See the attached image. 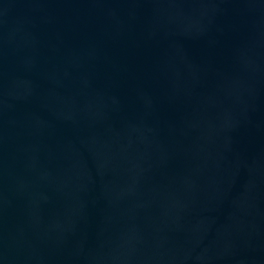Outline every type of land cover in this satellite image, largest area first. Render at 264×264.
<instances>
[{
    "label": "water",
    "instance_id": "1",
    "mask_svg": "<svg viewBox=\"0 0 264 264\" xmlns=\"http://www.w3.org/2000/svg\"><path fill=\"white\" fill-rule=\"evenodd\" d=\"M0 264H264V0H0Z\"/></svg>",
    "mask_w": 264,
    "mask_h": 264
}]
</instances>
